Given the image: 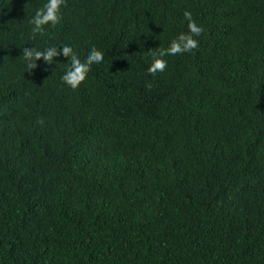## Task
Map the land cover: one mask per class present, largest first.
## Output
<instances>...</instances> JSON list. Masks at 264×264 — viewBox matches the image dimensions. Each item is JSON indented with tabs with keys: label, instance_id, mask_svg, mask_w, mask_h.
I'll return each mask as SVG.
<instances>
[{
	"label": "trees",
	"instance_id": "obj_1",
	"mask_svg": "<svg viewBox=\"0 0 264 264\" xmlns=\"http://www.w3.org/2000/svg\"><path fill=\"white\" fill-rule=\"evenodd\" d=\"M46 3L0 0V264H264V0Z\"/></svg>",
	"mask_w": 264,
	"mask_h": 264
},
{
	"label": "clouds",
	"instance_id": "obj_2",
	"mask_svg": "<svg viewBox=\"0 0 264 264\" xmlns=\"http://www.w3.org/2000/svg\"><path fill=\"white\" fill-rule=\"evenodd\" d=\"M65 0H47V3L42 9L36 11L34 23L40 26L44 23L51 22L55 25L58 22V13L64 5ZM185 18L190 21L189 30L193 35H199L202 29L199 28L194 22H191V13L185 12ZM197 47V41L190 35H181L177 40L173 41L171 46L166 50V55H175L177 53L187 52L190 49ZM71 45L65 44L61 51L71 57L70 65L61 73L62 79L72 87H75L90 69L92 63H100L103 60V53L96 50L95 46L91 47V52L81 60L74 52L70 51ZM54 52H49L44 58L51 61ZM41 53L25 51L24 58L29 61L28 68L34 67L35 58H39ZM167 67V62L164 59H156L149 68V72L155 73L156 71L163 72Z\"/></svg>",
	"mask_w": 264,
	"mask_h": 264
}]
</instances>
